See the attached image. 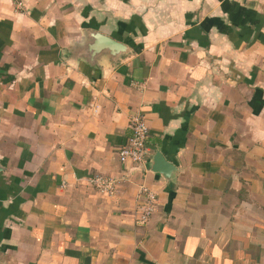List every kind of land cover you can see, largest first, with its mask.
Masks as SVG:
<instances>
[{"label": "crops", "instance_id": "1", "mask_svg": "<svg viewBox=\"0 0 264 264\" xmlns=\"http://www.w3.org/2000/svg\"><path fill=\"white\" fill-rule=\"evenodd\" d=\"M0 264H264V0H0Z\"/></svg>", "mask_w": 264, "mask_h": 264}, {"label": "built area", "instance_id": "2", "mask_svg": "<svg viewBox=\"0 0 264 264\" xmlns=\"http://www.w3.org/2000/svg\"><path fill=\"white\" fill-rule=\"evenodd\" d=\"M129 126L131 135L124 145L118 150V160L120 163H133L142 165L147 160L148 149L146 139L148 127L144 118L140 114L133 115ZM90 183L99 193L103 195H112L115 191L116 180L104 177L102 175L93 176ZM140 221L146 222L154 210L155 194L145 186L140 189Z\"/></svg>", "mask_w": 264, "mask_h": 264}, {"label": "water", "instance_id": "3", "mask_svg": "<svg viewBox=\"0 0 264 264\" xmlns=\"http://www.w3.org/2000/svg\"><path fill=\"white\" fill-rule=\"evenodd\" d=\"M111 44L116 46V44L113 43V42H111ZM116 47L119 48L121 51H123L125 49L124 46L118 45V44H117ZM151 165H152V171L162 174L165 178L168 177L171 174V172L173 171V169H174V166L171 163H169L161 155L160 152H156L155 153Z\"/></svg>", "mask_w": 264, "mask_h": 264}]
</instances>
